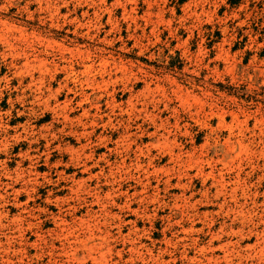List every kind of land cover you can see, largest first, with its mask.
Returning a JSON list of instances; mask_svg holds the SVG:
<instances>
[{
    "label": "rangeland",
    "instance_id": "obj_1",
    "mask_svg": "<svg viewBox=\"0 0 264 264\" xmlns=\"http://www.w3.org/2000/svg\"><path fill=\"white\" fill-rule=\"evenodd\" d=\"M0 264H264V0H0Z\"/></svg>",
    "mask_w": 264,
    "mask_h": 264
},
{
    "label": "bare ground",
    "instance_id": "obj_2",
    "mask_svg": "<svg viewBox=\"0 0 264 264\" xmlns=\"http://www.w3.org/2000/svg\"><path fill=\"white\" fill-rule=\"evenodd\" d=\"M86 67H87L88 70H89V68H91L90 65H86ZM73 72H74V70H73ZM92 80H94V78H93ZM92 80H91V81H92ZM93 82H95V81H93ZM116 108H117V107H116ZM68 116H69V114H67V117H68ZM65 118H66V117H65ZM179 156H180V155H179ZM180 157H181V156H180ZM176 158H177V157H176ZM179 159H180V158H179ZM222 181H223V179L221 180V182H222ZM75 184H76V183H75ZM226 184H227V183H226ZM77 185H78V184H77ZM77 185H76V186H77ZM223 185H225V184H223ZM89 226H90V225H89ZM89 226H88V227H89ZM90 227H91V226H90ZM121 227H122V226H121ZM89 230H90V229H89ZM91 230H92V229H91ZM120 233H121V232H120ZM92 235H93V234H92ZM230 249H231V248H230ZM230 251H231V250H230Z\"/></svg>",
    "mask_w": 264,
    "mask_h": 264
}]
</instances>
